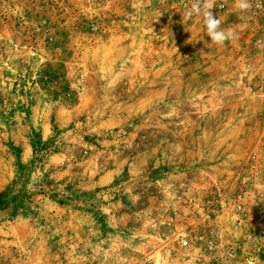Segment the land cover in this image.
Segmentation results:
<instances>
[{
  "label": "rangeland",
  "instance_id": "rangeland-1",
  "mask_svg": "<svg viewBox=\"0 0 264 264\" xmlns=\"http://www.w3.org/2000/svg\"><path fill=\"white\" fill-rule=\"evenodd\" d=\"M0 0V264H264V0Z\"/></svg>",
  "mask_w": 264,
  "mask_h": 264
},
{
  "label": "clouds",
  "instance_id": "clouds-1",
  "mask_svg": "<svg viewBox=\"0 0 264 264\" xmlns=\"http://www.w3.org/2000/svg\"><path fill=\"white\" fill-rule=\"evenodd\" d=\"M214 7L213 0H194L190 9L182 13V20H191L194 16H202L207 36L210 37L211 42L222 45L225 41H230L234 37V33L231 29H221L222 22L212 11ZM235 7L241 13H246L252 8V4L250 0H235Z\"/></svg>",
  "mask_w": 264,
  "mask_h": 264
}]
</instances>
